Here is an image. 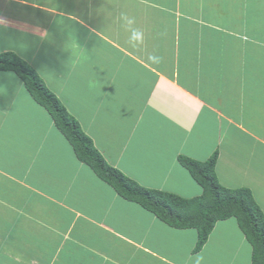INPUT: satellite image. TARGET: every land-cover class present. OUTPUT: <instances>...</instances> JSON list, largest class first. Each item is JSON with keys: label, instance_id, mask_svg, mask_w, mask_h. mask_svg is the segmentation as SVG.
Here are the masks:
<instances>
[{"label": "crops", "instance_id": "1", "mask_svg": "<svg viewBox=\"0 0 264 264\" xmlns=\"http://www.w3.org/2000/svg\"><path fill=\"white\" fill-rule=\"evenodd\" d=\"M57 1L53 5L49 0H1L0 42H9L14 48L0 43V54L14 52L23 58L31 32L37 34L38 29L45 39L54 27L51 37L57 43L65 38L71 49L65 55L71 59L69 65L55 80L62 81L60 94L39 75L59 97L70 94L73 87L85 88L83 93L71 94L78 104L84 102L82 108H71L67 101L64 104L112 166L147 188L190 198L200 195L202 189L193 179L188 180L192 176L179 164L178 156L205 161L218 153L217 177L221 184L235 187L225 182V176L221 178V164L231 173L237 169L236 159L250 153L246 147L262 144L264 149L255 125L260 124L264 132V117H259L264 113V41L256 38L264 31V18L259 25L255 11L249 12L253 5L247 0L237 4L230 0L225 6L208 3L205 9L204 1L201 7L192 6L193 1L176 0L171 11L155 0H70L68 7L75 6L71 10L57 9ZM19 8L36 9L41 22L32 26L29 18L12 16ZM123 14L134 23L125 24ZM132 29L142 32V42L132 40ZM152 56L159 62H153ZM196 62H204L205 70ZM125 63L128 68L122 71ZM141 68L152 78L153 89L138 104L119 90L129 92L147 78ZM33 104L38 106L34 100ZM98 104L102 106L96 109ZM32 108L27 105L18 111L12 126L19 130L25 164L0 165L2 201L7 202V195L15 190L13 196L23 198V206L0 201L14 211L12 222L7 220L1 230L0 264L13 263L12 258L19 264H57L59 260L60 264H251L252 249H239L243 240L246 247L250 244L243 233L241 239L228 237L233 246L227 250V257L232 254L228 262L220 249H212L213 238L199 253H193L197 230L172 228L140 204L119 196L77 159L52 118L45 124L40 111L34 113ZM248 108L256 109L254 123L243 122L244 112H252ZM84 109L98 114L100 123L93 124L88 112L81 114ZM208 112L227 125V135L220 141L227 144L234 159L224 148L218 151L217 144L207 147L203 156L192 150L194 138L207 146L206 140L219 125L206 119ZM209 124L214 128L209 130ZM8 127L10 123L0 120V139ZM24 137L29 138L28 146L22 142ZM57 143L59 150L49 154ZM241 146H245L244 154ZM40 149L41 162L32 165V152ZM251 168L244 167L246 171ZM33 176L40 177L39 184H34ZM15 227H19L16 235ZM169 231L173 236L167 248L161 242ZM18 238L25 240L26 249L17 247Z\"/></svg>", "mask_w": 264, "mask_h": 264}, {"label": "rangeland", "instance_id": "2", "mask_svg": "<svg viewBox=\"0 0 264 264\" xmlns=\"http://www.w3.org/2000/svg\"><path fill=\"white\" fill-rule=\"evenodd\" d=\"M39 1V0H36ZM48 1V0H47ZM56 0H49L50 3H52L54 5ZM156 2H158L159 4L165 6L167 9L173 11L176 8V0H155ZM189 4L191 3V1H193V3L191 4L192 6H203V1L205 3L204 8L206 9V7L208 6V3L210 4H217V3H221L220 5L225 6V5H229L227 4L230 0H188ZM198 1H201V5L198 3ZM233 1L234 4H237V1L239 0H231ZM241 2H243L242 0H240ZM70 0H58L57 1V5L56 8L57 9H66L69 8L72 10L73 6L72 4L69 5ZM251 3L253 5V9H250L249 12L252 13L255 11V13L253 14L256 18H258L259 21V25L260 22L262 21L261 18H264V0H247V4ZM207 5V6H206ZM4 4L1 2L0 0V11L2 10ZM248 6V5H247ZM256 6V9H255ZM184 7V2L182 3V8ZM202 10V9H201ZM12 16H16V17H24V18H29L30 21L32 22V26H34L33 24H39L41 22V16L39 12L36 11V9L33 8H29L28 11H24L22 8H19ZM53 28L54 27H50L49 30L51 32V36H52V32H53ZM73 30L74 27L72 26L71 30H69V40L72 39V34H73ZM60 35L62 36V30H60ZM51 36L47 37L44 39V37L39 36L38 34V29H37V34H34L33 32H31L30 36H29V40H28V49L25 50V55H23V58H25L26 60H28L29 62L32 63V65L37 69V71L39 72V74L45 78V80H47V82L49 83V85H51V87L53 88V90L57 91V93L60 94V89L62 86V81L60 80V84H58L57 82H55V80H57V78L59 76V72H61L63 70L64 66L69 65V63L67 62V60H71L69 57H65L66 54H69L71 52V49L69 48V44L66 43L65 38H63V41L61 42H56V40H54V38H52ZM256 38L264 41V31H261L260 34H258L256 36ZM0 43L3 44H7L10 48H14L13 45L9 42L6 41H2ZM22 55V53H21ZM112 59V58H111ZM114 60V59H112ZM118 61V60H115ZM126 61V60H125ZM115 62H113L112 64H114ZM196 64L198 65H202L204 67L205 70V63L204 62H196ZM127 63L123 64V67L121 68L122 71H126L127 70ZM116 67V66H115ZM114 67V68H115ZM143 70V72H145L147 74V78L140 80L138 83H136L132 90L129 92H126L125 90L121 89L119 90V92H121L124 97L125 94L127 95V100L129 101L131 98L129 95H131L132 99L136 100V103H140V97H143L147 92H150L153 88H152V83H151V77H149V73L147 72L146 69L141 68ZM203 70V71H204ZM150 80H147L149 79ZM151 83V84H150ZM70 84H73V81H70ZM134 90V91H133ZM85 88H75L73 87L70 94L66 95V96H60L59 98L63 101V103H65V101H67V104L72 108V107H80L84 105V102L82 103H77L74 100H72L71 98L73 97V95H71L72 93H83L85 92ZM81 95V94H78ZM83 96V95H81ZM138 96V97H137ZM84 99L87 98L85 96H83ZM15 101V103H12V101ZM86 100V99H85ZM27 105H31L34 113H36L35 111H40L41 115L39 116V118H41L43 120V122L45 124H48L50 122V116H48L45 112V110L43 108H40L39 106H35V104H33V100L32 97L30 96V94L27 92L23 82L21 81V79L14 73V72H3L0 71V120H2V122L5 124L10 123V127H8V131L7 133H5V135H3L0 139V165L2 166H7V167H11L14 164L19 163V165H22L24 163V155H23V151L21 150V148L23 146H20V141H19V130L17 129V127H12L15 124V115L18 111L20 110H24V108ZM88 105L90 106V104L88 103ZM93 106V105H92ZM102 104H98L95 105V108L98 109L99 107H101ZM251 110V108H248ZM250 114L244 112V116H243V122L248 121L250 123H254L252 120V118L255 116V111L256 109ZM84 112H88L90 113V117L93 118L92 123L93 124H97L100 123V117L99 115H94V113H91L89 111H87L86 109L81 110V114H83ZM209 115L207 114L206 119H212L215 120L217 123H219L218 127L216 130H214L212 132V134L208 137V140H206V145L201 144L198 142V140L196 138L193 139L192 142V150L195 152L196 156H203L205 155V151L207 150V147L209 148H214L215 145L217 144L219 150L224 148L225 152L227 154V156H229L230 158H235L232 156L230 149L226 147V143L221 142V138L225 135H227V132L225 130V128H227V125L221 123V121L219 119H217V117L213 114H211L210 112H208ZM261 118L264 117V113H259ZM257 117V120L259 121H263L261 120V118ZM257 126V133L259 134V136L261 137L262 141H264V132L262 130H260L262 128V126L260 124H255ZM83 126H87L86 124H83ZM7 127V125H6ZM208 127L210 128L209 130L213 129L214 127L212 125H208ZM28 132H29V128H28ZM218 136L217 139H215V137ZM212 138H214V140H211ZM6 139V140H5ZM28 143L27 146L29 145V138L28 137H24L22 142ZM52 142V140H50V142H48V144H50ZM254 143V142H253ZM59 144L57 143L53 146H51L49 148L48 153L51 154L54 151H58L59 150ZM35 145V144H34ZM34 145L31 147L33 148ZM242 148L240 149V153L244 154L245 152V146H241ZM246 150L248 152H250L249 154L247 153L244 156V159L238 160L236 159L237 162V169L235 171H231V173H228L227 170L225 169V165L221 164V170L220 173H222V177L225 178V182L229 183V184H234L235 187L233 188H247L252 192L253 198L259 203V205L261 206V208L264 211V207H262V205H264V149L262 147V144H260V146L258 144H255V146L252 144V148L249 149V147H246ZM218 152L216 149L214 150V152ZM42 152V149H40L39 151H34L32 152L33 154V163L32 165L36 164L37 162L40 163L41 161H39V157H41L40 153ZM56 155V154H54ZM62 157L64 158V156L62 155ZM42 158V157H41ZM50 160V158H49ZM250 160V161H249ZM25 164V163H24ZM180 164V163H179ZM43 165V164H42ZM181 165V164H180ZM182 166V165H181ZM245 166H251L252 168L249 170H245L244 167ZM254 166V167H253ZM17 180H19L21 177H17L14 176ZM188 180L193 181L192 177H190L189 175L187 176ZM32 178H34V184H39L40 183V177L38 176H33ZM4 177L2 175H0V181H3ZM6 182V181H5ZM185 183V181H184ZM193 184H196L195 182H192ZM243 185V186H241ZM228 187V186H226ZM230 188V187H228ZM33 190H35V188H33ZM9 191V190H8ZM7 191V192H8ZM14 194H16V190L15 192H13V194H8L7 195V199L8 201L5 202L4 200L2 201V199L0 198L1 202H5L6 205L7 204H14L15 203L17 205L23 206L22 205V200H19V198H16V196H13ZM23 197V196H21ZM0 202V218L2 220V223L0 224V237L2 236V232L1 230L4 228H6V223L7 220L11 221L14 219V214H13V210L7 206L4 207V205ZM21 202V204H20ZM13 208V207H12ZM15 210V209H14ZM13 214V215H12ZM11 215V216H9ZM29 216V215H28ZM40 217V214L38 213V216ZM227 226V227H226ZM226 227V229H225ZM19 227H15V232L14 235L17 234ZM192 231H194L193 229H191ZM196 234V238H195V243H194V247L197 243V239H198V234L196 232H194ZM19 236L23 237L24 239L27 238V236L22 235L21 233L18 234ZM178 235V234H177ZM177 235L174 236V239L177 237ZM236 235V236H235ZM171 236H173V234H171V232H168V235L166 236L165 240H163L161 242V244L163 246H166L167 248L169 247V244L172 242V238H170ZM239 237V239H241L240 237H242V231L239 227V224L237 222V219L235 217H232L228 220H224L219 222L213 233L210 235V238H213V248L212 249H220L219 252L220 254L223 256L224 261L228 262V260H230L231 258V252L229 254V256L227 257V250L228 249H232V239L228 238V237ZM236 239V238H233ZM239 239H237V241H239ZM16 240V239H15ZM17 240H19L17 242V247L19 249H22L23 246L25 245V240L18 238ZM3 244V241L1 242ZM221 243V244H220ZM7 244V241L5 239V243L3 245ZM239 244V243H236ZM1 245V246H3ZM241 248L239 249H252L250 244H247V247L245 246L244 240L240 245ZM250 247V248H249ZM12 248H16L15 243L14 245H12ZM160 249H164V247L159 246ZM23 249H26L23 248ZM29 249V247L27 248ZM194 249V248H193ZM126 250H130V249H126ZM13 259V263L14 264H19L20 262H16L15 258ZM22 260V259H18ZM16 262V263H15ZM22 262V261H21ZM9 261H5L3 264H13ZM61 260L58 261L57 264H60ZM224 263V262H223ZM222 263V264H223ZM23 264H31L28 261H24ZM227 264V263H226Z\"/></svg>", "mask_w": 264, "mask_h": 264}, {"label": "trees", "instance_id": "3", "mask_svg": "<svg viewBox=\"0 0 264 264\" xmlns=\"http://www.w3.org/2000/svg\"><path fill=\"white\" fill-rule=\"evenodd\" d=\"M0 71L14 72L22 80L35 103L49 113L55 127L72 145L77 159L119 196L140 204L172 228L197 230L193 253L204 248L219 222L235 217L252 246L251 264H264V211L249 189L228 188L220 183L216 173L218 153L205 161L178 156V162L201 187L198 196L188 198L147 188L104 158L80 121L29 62L14 52H4L0 54Z\"/></svg>", "mask_w": 264, "mask_h": 264}, {"label": "clouds", "instance_id": "4", "mask_svg": "<svg viewBox=\"0 0 264 264\" xmlns=\"http://www.w3.org/2000/svg\"><path fill=\"white\" fill-rule=\"evenodd\" d=\"M122 19L124 20L125 24H127V25H131V24L134 23V20L131 19L130 17H128L126 14L122 15ZM131 38H132L133 41L142 42L143 34L138 29H132ZM150 59L153 62H159V58L156 57V56H152V57H150Z\"/></svg>", "mask_w": 264, "mask_h": 264}]
</instances>
